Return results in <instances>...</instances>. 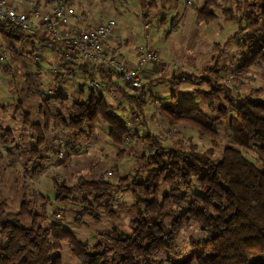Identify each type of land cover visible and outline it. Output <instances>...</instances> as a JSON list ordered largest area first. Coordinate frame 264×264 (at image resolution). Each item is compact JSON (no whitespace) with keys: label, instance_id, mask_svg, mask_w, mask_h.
<instances>
[{"label":"rangeland","instance_id":"374dc122","mask_svg":"<svg viewBox=\"0 0 264 264\" xmlns=\"http://www.w3.org/2000/svg\"><path fill=\"white\" fill-rule=\"evenodd\" d=\"M205 1L156 0L158 13L149 19L144 18L145 12L154 11L148 9V0H75L72 3L79 11H88L85 17L90 19L106 17L100 14L103 10V15L112 16L118 24H124V19L129 21L124 32L129 30L128 33L135 34L136 39L133 42L126 39L124 44L132 47L148 44L161 56L160 61L153 62L154 73L145 76L143 72L142 87L132 89L121 80L127 92L145 96L147 102L143 115L130 106L122 91L115 87L108 90V85L103 88L115 112L131 126L132 131L141 135L153 133L173 146L187 147L192 141H200L205 149L213 144L208 139H199L193 128L171 124L161 112L163 101H177L212 117L218 114L222 99L211 102L199 91L201 89L219 92L224 101L231 91L240 97L250 95L264 101V60L245 64L250 50L247 41L250 34L247 28H243L241 18L249 10L259 11L261 0H217L218 3L211 7L216 16L210 21H200L198 12ZM228 7H232L234 17L225 14ZM148 22L150 26L146 28ZM5 30L6 33H0V52H8L7 58L0 60V202L6 201L7 211L17 212L22 197L26 195L38 212L46 211L44 225L61 223L85 242L98 241L102 233L110 232L114 227L130 233L135 217L131 207L135 202L132 192L122 190L115 193L109 204L104 202V206L96 209L97 218L83 215V221L79 223L76 218L83 209L80 202L84 195L75 194L74 202L59 200L54 177L67 186L78 183L81 176L88 179L104 177L107 181L117 182L120 176L132 177L137 173L141 165L138 156L151 153V146L135 136L128 138L123 145H115L108 136L109 126L103 123L90 134L70 131L52 121L46 133V143L38 148L33 130L26 123L25 110L32 113L33 121L44 123V116L39 113L41 103H46L44 99L58 90L71 104L80 89L87 93L82 84L85 73L79 67L65 66L62 56L40 40L47 39V36L38 34L22 42L12 37L10 27ZM109 52L115 54L110 49ZM190 75L193 79L171 80ZM33 84L39 90L37 94L28 90ZM50 101L49 108L56 112L59 101L54 96ZM69 113L67 111L66 117ZM217 130L220 146L216 148V157H219L223 147L232 142L230 120L218 123ZM36 148L39 149L38 157L33 153ZM247 153L259 167H263L255 151L251 149ZM37 164L42 168L35 173ZM146 171L141 170L140 179H144ZM167 189L164 185L163 190ZM107 207L115 217L107 213ZM23 224L31 223L27 219ZM191 237H199L195 224L180 232L178 244L187 247ZM62 245L61 264H79L68 243Z\"/></svg>","mask_w":264,"mask_h":264},{"label":"trees","instance_id":"16d2710c","mask_svg":"<svg viewBox=\"0 0 264 264\" xmlns=\"http://www.w3.org/2000/svg\"><path fill=\"white\" fill-rule=\"evenodd\" d=\"M217 3V0H206L198 12V19L212 20L216 14L211 7ZM147 5L154 12H145V19L158 13L156 0H148ZM225 14L235 16L232 7L226 8ZM241 18L243 28L250 34L245 64L252 65L256 60H264V0H261L259 11L249 10ZM10 34L22 42L37 36L14 29ZM40 40L48 43L47 39ZM61 59L65 66L81 68L88 79L97 71L108 90L111 87L119 89L134 110L141 115L145 113V96L127 92L121 75L112 73L104 65H80L65 57ZM187 79L193 78L191 75L178 76L171 80ZM84 87L87 93L80 89L71 104L58 90L45 98L46 103H41L39 109L44 123L33 121L32 113L26 109V123L33 130L38 148L46 143L52 121L70 131L90 134L103 123L109 126L108 136L115 145H123L135 136L151 146V153L138 156L141 165L137 173L132 177L120 176L117 182L104 177L81 176L78 183L67 186L54 177L59 200L74 202L75 194L84 195L80 202L83 209L76 218L79 223L83 215L97 218L96 209L104 206V202L109 204L115 193L132 192L135 200L131 206L135 211L132 231L123 233L114 227L102 233L98 241L85 242L61 223L44 225L46 211L38 212L26 195L17 212L7 211V203L3 200L0 202V264H61L63 242L68 243L79 264H264L263 100L250 95L240 97L231 91L224 101L213 89L199 90L211 102L222 99L214 117L177 101H163L161 112L171 124L193 128L199 139H208L213 144L204 149L200 141H192L187 147L173 146L153 133L141 135L132 131L115 112L104 89H96L87 82ZM28 90L36 94L39 91L34 84ZM53 96L59 101L56 112L48 105ZM67 111L69 117H66ZM225 119L230 120L232 142L216 157V148L220 146L217 124ZM38 148L33 149L35 157L39 156ZM244 149L255 151L263 167H259ZM41 168L37 164L34 172ZM145 169L146 175L140 179L141 170ZM164 185L167 190H163ZM106 211L115 217L108 207ZM27 219L31 224L26 226L23 220ZM192 224L197 225L199 237H191L188 246L183 247L178 244V235Z\"/></svg>","mask_w":264,"mask_h":264},{"label":"built area","instance_id":"2783aa9c","mask_svg":"<svg viewBox=\"0 0 264 264\" xmlns=\"http://www.w3.org/2000/svg\"><path fill=\"white\" fill-rule=\"evenodd\" d=\"M82 18L70 0H52L51 12L43 14L31 5L26 10H18L7 0H0V33L7 27L29 34L45 30L48 44L60 57L80 65H104L112 73L121 75L128 87H142L143 69L149 62L161 60L159 52L148 45H140L137 63L132 64L124 55L109 52L108 40L118 25L115 18L102 17L87 26L83 25ZM149 26L150 22L146 28ZM7 56L6 50L0 52L1 61ZM87 83L96 89L105 87L96 72L90 75Z\"/></svg>","mask_w":264,"mask_h":264},{"label":"crops","instance_id":"0c3cea01","mask_svg":"<svg viewBox=\"0 0 264 264\" xmlns=\"http://www.w3.org/2000/svg\"><path fill=\"white\" fill-rule=\"evenodd\" d=\"M7 1L9 3V5L17 8L18 10H26V9H28V7L30 5L33 6V7H36V9L41 14L49 13L52 10V0H7ZM74 1L75 0H70L71 4ZM76 10L80 14V16L83 17L82 19H83V25L84 26L90 25V24H92L93 22H95L97 20V19H94V18L90 19L88 17H85V12L88 15V11H84V10H83L84 12L79 11V9L77 7H76ZM103 12H104L103 10L100 11V14H102V16H107V15H103ZM89 14H90V12H89ZM110 17H112V16H110ZM129 23H130L129 21L124 19V24H122V25L118 24L115 33H113L111 35V37L109 38V40H108V46H109V49L111 51H115V53L124 55L128 61H130L132 64H136L137 60H138V47L140 45H143V44H139V46H133V47H132V45L124 44V41L126 39H128L130 42H133V40L136 39V35L135 34H132V33L129 34L128 33L129 30L124 32V28L126 26H129L130 25ZM1 31L5 32V33L7 32V30H5V29L4 30L1 29ZM38 34H41V36L42 35L46 36L48 34V32H46L45 30H41V32L38 33ZM38 34H35V35H38ZM143 35H145L146 37H149L146 34H143ZM44 38H46V37H44ZM148 39L151 40L150 38H148ZM144 45H148V44H144ZM148 46L151 47L150 45H148ZM153 66H155V64H153V62H149L146 65V67L143 69V72H144L145 76H150L151 75L150 73L153 72ZM96 73L98 74L97 71H96ZM86 77H87V75L85 74V78H84V81L82 83L83 85L88 80V78H86Z\"/></svg>","mask_w":264,"mask_h":264}]
</instances>
